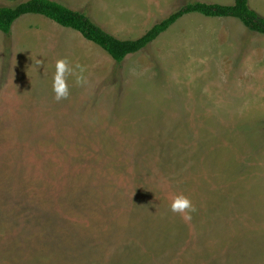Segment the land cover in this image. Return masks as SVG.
Here are the masks:
<instances>
[{
	"label": "rangeland",
	"instance_id": "374dc122",
	"mask_svg": "<svg viewBox=\"0 0 264 264\" xmlns=\"http://www.w3.org/2000/svg\"><path fill=\"white\" fill-rule=\"evenodd\" d=\"M56 1L122 39L182 7ZM187 16L121 63L94 43L90 101L0 113V264H264V63L209 49L217 23ZM181 192L190 221L170 210Z\"/></svg>",
	"mask_w": 264,
	"mask_h": 264
},
{
	"label": "crops",
	"instance_id": "0c3cea01",
	"mask_svg": "<svg viewBox=\"0 0 264 264\" xmlns=\"http://www.w3.org/2000/svg\"><path fill=\"white\" fill-rule=\"evenodd\" d=\"M171 1H174V3ZM188 1L190 0H170V2L162 0H122V7L124 12L133 15L139 14L142 7L145 8L154 4H160L161 7L170 4L182 5L183 7L193 3ZM58 2L71 8L65 2ZM195 2L235 4V0H226L225 2L220 0H196ZM249 3L253 9L264 16V12L254 6V0H249ZM194 13L199 12L186 14H190L186 19L196 18L198 20L197 25L199 22L202 23L201 16L204 14L199 13L200 15H197ZM207 17L208 19L204 17V20H206V22L203 21L204 25L200 24L196 29L200 28V33H203L206 30L205 26L209 27L208 24L217 23L216 29L213 28L215 32H208L212 38L213 36L216 37V40L211 39L210 42L213 46L209 49L215 48L217 50L216 53L232 55L234 58H231V61L239 59L234 55L247 53L249 56L246 57V60L250 59L252 61L250 64L264 63V52L262 51L264 33L251 30L239 19L246 26L244 27L236 17ZM131 22H135V20L128 18V23L131 24ZM99 25L101 26V24ZM65 28L69 27H65L45 15L29 13L21 16L13 23L9 34L0 29V113H32L30 111L31 108L38 109L39 113H49L50 95L54 97L52 102H56L55 94L52 90L55 62L65 57L71 61L73 66L80 64L86 68L84 75L87 83L78 85L70 80V96L68 99L60 100L61 104L59 106L61 105V108H64L66 102L71 105L90 101L91 95L96 94V45H94L93 41L85 38L80 31L72 28L80 32L83 37L77 35L75 31H68ZM188 28L191 29L192 27H187L186 31ZM6 40L10 42V46L7 48L5 47ZM196 45L197 43L194 42V46ZM190 47L193 48L192 46ZM4 52L6 53L5 55ZM38 59L43 61L39 69L37 66ZM72 77L75 79V76ZM32 84L38 86L46 85L47 92L43 99L33 100L28 103L25 100L24 89Z\"/></svg>",
	"mask_w": 264,
	"mask_h": 264
},
{
	"label": "trees",
	"instance_id": "16d2710c",
	"mask_svg": "<svg viewBox=\"0 0 264 264\" xmlns=\"http://www.w3.org/2000/svg\"><path fill=\"white\" fill-rule=\"evenodd\" d=\"M193 12L207 16L236 17L251 30L264 33V16L250 6L249 0H235L233 5L189 3L155 24L137 39H121L108 32L86 13L71 9L55 0H28L14 7L0 6V29L9 34L13 23L21 16L29 13L42 14L65 27L80 31L85 38L99 45L115 61L121 63L129 55L145 49L183 16Z\"/></svg>",
	"mask_w": 264,
	"mask_h": 264
},
{
	"label": "clouds",
	"instance_id": "9594fccd",
	"mask_svg": "<svg viewBox=\"0 0 264 264\" xmlns=\"http://www.w3.org/2000/svg\"><path fill=\"white\" fill-rule=\"evenodd\" d=\"M42 63V60H37L38 69ZM85 71L86 68L83 65L76 64L73 66L67 57L58 59L55 62V72L52 77V90L55 94V99L60 101L62 99L69 98L70 77L75 76V82L78 85L87 83L84 75ZM170 210L173 213L180 214L185 221H190L192 219V213L196 211V208L192 200L181 192L173 196L170 204Z\"/></svg>",
	"mask_w": 264,
	"mask_h": 264
}]
</instances>
